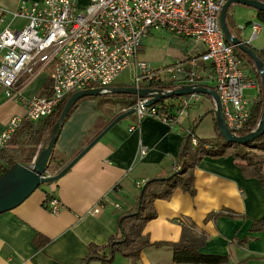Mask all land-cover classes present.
Here are the masks:
<instances>
[{"label":"crops","instance_id":"0c3cea01","mask_svg":"<svg viewBox=\"0 0 264 264\" xmlns=\"http://www.w3.org/2000/svg\"><path fill=\"white\" fill-rule=\"evenodd\" d=\"M22 1L40 2L0 0V33L5 28H18L20 23L13 22L10 13ZM77 2L83 6L86 0ZM152 33L145 39L152 38ZM157 33L166 40V64L172 67L169 71L177 70L180 77V71L187 68L177 62L198 54V44L165 31ZM145 43L143 40L141 52ZM245 73L254 77L247 67ZM45 82L42 74L23 76L21 95L27 99L42 94ZM243 93L253 104L259 89H245ZM95 104L93 100L80 102L60 130L52 154L64 162V167L115 119L96 110ZM190 107L186 123L176 119L177 113L175 121L168 123L148 116L138 121L134 113L125 117L57 181L40 186L19 206L0 214V264H81L88 244L103 245L118 233V219L133 209L141 187L175 169L185 126L189 129L195 122L197 126L212 113L213 103L207 100L208 114L191 120ZM23 114L22 102L1 101L0 134L12 117ZM48 173L56 175L49 168ZM193 175L194 195L178 189L169 200L155 201L156 217L144 226L143 235L151 243H176L183 225L192 223L194 232L206 238L202 254L227 256V264H264V229L249 231L253 221L264 216L259 182L244 178L231 157L203 158ZM46 194L59 202L56 213L45 208ZM37 234L49 240L41 248L33 242ZM111 264L132 263L115 255ZM134 264H171V251L166 246L149 247Z\"/></svg>","mask_w":264,"mask_h":264},{"label":"built area","instance_id":"2783aa9c","mask_svg":"<svg viewBox=\"0 0 264 264\" xmlns=\"http://www.w3.org/2000/svg\"><path fill=\"white\" fill-rule=\"evenodd\" d=\"M227 1L86 0L83 6L77 0L20 2L10 13L11 20L20 25L0 33V102H22L24 114L9 120L0 134V148L22 121L36 122L49 116L70 94L91 89L106 93L125 71L137 90L166 81L154 66L138 59L145 37L157 31L198 44L201 50L178 61V66L186 64V71H180V77L177 70L168 71L166 82L212 87L219 96L227 128L238 134L252 106L243 91L257 87V80L245 73L244 61L225 40L219 18ZM237 29L241 32L244 28ZM260 32L259 22L251 24L247 43ZM36 74L49 80V95L24 99L21 78ZM149 100L136 99L132 109L138 121L147 116L175 121L159 116L153 104L147 105ZM200 100L197 94L181 100L176 119L186 123L189 107ZM184 129L188 131V126ZM192 145H196L195 139ZM47 206L49 212L56 213L59 202L52 199Z\"/></svg>","mask_w":264,"mask_h":264},{"label":"trees","instance_id":"16d2710c","mask_svg":"<svg viewBox=\"0 0 264 264\" xmlns=\"http://www.w3.org/2000/svg\"><path fill=\"white\" fill-rule=\"evenodd\" d=\"M258 1L264 4V0ZM256 18L261 26H264V12H257ZM226 24L229 27L230 33L241 40L240 31L237 27H234L232 16L228 11L226 14ZM234 31L236 34L233 33ZM248 46L251 48L250 45ZM252 50L264 66V48L260 51ZM235 52L244 61L245 67L249 69V72L254 75L259 89L257 100H255L251 106L249 118L243 129L238 133L239 136H246L256 129L261 118L263 110L262 84L260 75L256 71L252 60L236 48ZM184 85V83L157 81L150 84L148 88L162 92H171ZM112 87L127 88L132 87V85L114 83ZM49 92L50 82L46 80L42 95H49ZM71 95L72 94L67 95L49 116L36 122L28 120L21 122L11 139L0 149L1 175L16 163L23 166H28L32 163L41 147L48 143L52 127L57 122ZM188 97L189 95L161 98L152 106L156 108L159 116H164L172 121L175 120L176 113L179 111L180 101ZM136 99L135 96L124 94H104L98 97L83 98L71 108L68 116L80 102L84 100H93L96 103V110L114 119L118 116L117 113L121 114L122 112L131 110ZM206 99L213 103L211 98ZM115 112L117 113L115 114ZM207 114L206 111L205 115ZM211 114L213 115V113ZM195 125L196 122L190 126L188 131L183 135L182 145L175 162V169L165 177H158L147 181L143 187H141L139 197L133 209L119 217L118 233L110 237L103 245L88 244L86 256L79 261L81 264H111L115 255H120L134 264L139 260L143 250L149 247L163 246L168 247L171 251V264L228 263L229 258L227 256L206 255L200 252L206 238L203 234L194 232L195 226L192 223L183 225L181 238L176 243H151L142 233L144 226L156 217L153 206L155 201L169 200L178 189L191 196L194 195L193 170L203 158L218 159L231 157L244 178L255 179L259 182L264 195V133L246 144H236L225 141L220 135L215 122L214 136L211 138H197L194 135V129L197 127ZM192 139L196 140L195 146L192 145ZM63 168L64 162L51 154L49 163V171L51 174H58ZM50 200H52L51 197L46 194V198L43 202L46 209L48 208L47 203ZM215 216H221V214ZM263 229L264 216L253 221L249 231L250 233H257L261 232ZM246 241L248 240H244V242ZM33 242L35 246L41 248L45 246L49 240L37 234Z\"/></svg>","mask_w":264,"mask_h":264},{"label":"water","instance_id":"95a60500","mask_svg":"<svg viewBox=\"0 0 264 264\" xmlns=\"http://www.w3.org/2000/svg\"><path fill=\"white\" fill-rule=\"evenodd\" d=\"M232 4H240L252 8L256 10V12H264V4L257 0H228L222 7L219 18L225 40L232 44L236 49L246 54L252 60L256 71L260 75L263 92V110L260 121L253 132L246 136H234L226 127L218 94L214 90L204 86H182L179 89L166 93L159 90H152L150 88L137 90L133 87H111L106 93L101 92V89H91L76 92L72 94L67 100L57 122L52 127L48 143L41 147L32 163L28 166H23L19 163H16L0 176V214L11 211L15 207L19 206L40 186L57 181L73 166V164L79 158H81L92 146H94L113 125L134 113V110L131 109L118 115L58 174L54 176H48L47 173L52 150L59 136L60 130L71 108L83 98L98 97L104 94H124L132 95L140 99L150 98L147 105H151L161 98L198 94L209 97L214 102V109H212L211 112L214 115L216 127L226 142L246 144L261 136L264 133V66L260 59L256 56L255 52L248 46V43L243 42L230 33L226 24V14Z\"/></svg>","mask_w":264,"mask_h":264},{"label":"rangeland","instance_id":"374dc122","mask_svg":"<svg viewBox=\"0 0 264 264\" xmlns=\"http://www.w3.org/2000/svg\"><path fill=\"white\" fill-rule=\"evenodd\" d=\"M228 13L232 16V22L234 27L244 28L240 32V38L243 42H248L251 36V24L253 23L258 24L256 18V13H257L256 10L240 4H232L228 9ZM233 33L236 34L235 31ZM157 34H158L157 32H154L152 33L151 36L152 38L144 39L146 41V43L144 44V50L140 52V54L138 55V59L141 61H145L151 64L152 66L156 67V69L158 70L157 75H159L160 78L167 80L168 79L167 72L172 67L167 66L168 64H166L168 61L165 56L166 40L161 39V37L158 36ZM250 46L252 49L256 51H260L261 49L264 48V26H261V32L259 36L253 42L250 43ZM164 65H166V67ZM116 84L131 85V78L129 77V72L125 71L123 74H121L117 78ZM204 87L214 90L212 87L209 86L208 87L204 86ZM199 96L201 97L200 103H197L190 107V120L192 119L193 116L202 117L205 114V110L207 108L206 98L209 97L202 95ZM249 99H251V97ZM213 109H214V102H213ZM212 118L214 119V121ZM214 122H215V118L212 114L206 116L200 121V123H198L197 127L194 129V135L197 138H211L212 136H214ZM233 135L239 136L237 133L236 135L235 134Z\"/></svg>","mask_w":264,"mask_h":264}]
</instances>
